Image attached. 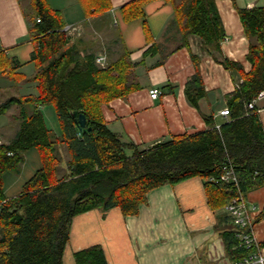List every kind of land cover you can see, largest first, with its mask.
Here are the masks:
<instances>
[{
    "label": "trees",
    "instance_id": "obj_1",
    "mask_svg": "<svg viewBox=\"0 0 264 264\" xmlns=\"http://www.w3.org/2000/svg\"><path fill=\"white\" fill-rule=\"evenodd\" d=\"M170 1V0H169ZM147 0L124 4V22L144 18ZM216 0H181L174 3V15L164 31V44L153 43L133 62L126 51L102 66L83 38L68 36L59 10L46 0H30L25 14L29 35L34 40L30 63L33 75L25 81L36 93L11 97L0 105V116L11 106L18 130L8 144H0V264H63L73 219L93 209L118 208L123 216H135L147 195L164 185L200 178L208 206L223 208L230 200L264 187V133L255 109H249L264 93V8L237 9L249 41L245 73L238 63L225 60V70L238 73L241 82L226 97L228 121L218 124L205 116L206 130L193 135L174 136L168 141L139 149L108 127L102 106L126 99L139 89L136 69L162 65L165 43L187 44L190 36L201 39L202 49L219 51L224 30L215 6ZM86 18L104 14L110 0H79ZM155 59L150 65L148 60ZM193 61L196 58L192 56ZM0 57V74H15ZM198 69L187 81L185 96L197 107L204 96ZM52 106L58 132L46 125L43 108ZM73 112L82 113L86 127L80 130ZM90 129V130H88ZM37 150L40 167L27 180L19 195H4L5 173H19L24 154ZM64 151L67 157L64 155ZM231 166L237 182L219 181L223 166ZM214 178L217 182L210 179ZM264 218V209L259 220ZM228 252L235 261L251 250L239 247L235 232L227 236ZM79 264H106L97 246L76 255Z\"/></svg>",
    "mask_w": 264,
    "mask_h": 264
},
{
    "label": "crops",
    "instance_id": "obj_2",
    "mask_svg": "<svg viewBox=\"0 0 264 264\" xmlns=\"http://www.w3.org/2000/svg\"><path fill=\"white\" fill-rule=\"evenodd\" d=\"M131 1L110 0L106 13L86 18L79 0H46L49 8L62 13L66 25L75 26L77 37L90 34L95 36L94 44H98L102 42L100 37L107 39L102 32L112 35L101 43L104 56L96 57H103L104 63L109 56V60L115 61L123 51L138 62L153 43L164 44V31L174 15V3L181 0H147L144 18L124 22L120 9ZM29 3L30 0H0V57L17 67L15 73L33 65L30 60L35 42L29 35L23 9V4L29 8ZM215 6L224 30L219 51L205 52L197 36H190L186 45L165 43L162 65L136 69L139 89L126 99H115L102 106L108 127L123 140L147 149L174 136L205 131V116L212 115L217 126L229 120L219 113L227 109L226 97L237 88L241 77L225 70L223 62L238 63L245 73L251 68L246 60L249 41L237 9L264 8V0H216ZM154 60H148L147 65ZM197 69L205 94L193 107L186 99L185 86ZM14 85L5 74H0V97L3 89H13ZM151 89L160 92L156 100L149 96ZM27 92L30 93L12 90L6 98L31 94ZM255 111L264 133V97L255 102ZM15 114L16 107L11 106L0 116L1 144L10 143L18 130V122L12 118ZM39 167L38 152L27 151L19 173L3 176L5 197L19 195L23 184ZM25 169L27 177L22 178ZM243 200L252 211L254 236L264 254V218L259 220L264 209V187L246 193ZM224 207L212 210L203 180L193 178L150 192L135 216H123L118 208L90 210L73 219L63 264H79L77 253L95 246L101 249L106 264H232L235 260L228 252L227 236L231 232L236 234L237 229Z\"/></svg>",
    "mask_w": 264,
    "mask_h": 264
},
{
    "label": "built area",
    "instance_id": "obj_3",
    "mask_svg": "<svg viewBox=\"0 0 264 264\" xmlns=\"http://www.w3.org/2000/svg\"><path fill=\"white\" fill-rule=\"evenodd\" d=\"M64 32H76V28L73 25L65 27ZM97 64L104 63L103 57L96 58ZM160 95L158 89L149 90V96L151 99L156 100ZM264 97V93L258 94V96L248 104L249 109H255V102L258 99ZM221 116L227 117L229 115L228 109H224L219 113ZM218 129L219 126L216 125ZM213 182H217L214 178L210 179ZM219 181L224 184H235L237 182L236 175L231 166H223L222 171L219 176ZM1 209V206H0ZM226 213L229 215L232 224L237 229L235 237L238 241V246L251 250L250 254L242 259L241 261H233L232 264H264V254L261 251V248L258 245V242L254 236V220L252 211L250 208H247L243 197L239 196L230 200L224 207Z\"/></svg>",
    "mask_w": 264,
    "mask_h": 264
},
{
    "label": "rangeland",
    "instance_id": "obj_4",
    "mask_svg": "<svg viewBox=\"0 0 264 264\" xmlns=\"http://www.w3.org/2000/svg\"><path fill=\"white\" fill-rule=\"evenodd\" d=\"M23 9L25 10V12L27 14H30L29 8H28V6L26 4H23ZM67 26H70V25H66L65 27H67ZM65 27L63 29H65ZM66 34L68 36H70L71 38H73V39H75L77 37L76 34H75V32H67ZM101 34L106 35L107 39H109L110 37L112 38V35H110V33L107 32V31H104ZM78 37L79 38H83L87 42H90V41L94 40V37L95 36H92L90 34L89 35H86L85 34V35H81V36H78ZM100 38L102 39V42L106 43V40L107 39H105V37L104 38L100 37ZM101 43L98 42V44H94V45L90 46L91 50L94 51L95 57H97L99 55L104 56V50L105 49L103 50V48L101 46ZM105 54L109 55L108 52H106V51H105ZM109 58H110V56H109ZM109 58L106 59V62L109 60ZM111 58H112V56H111ZM98 65L99 66H102V64H98ZM32 72H34V66L33 65H31L27 69H24V71H22V73H15V74L10 73V74H6L5 76L9 80L13 81L15 83V85H14L13 89L12 88H8V87H6L5 89H3V96L0 97V103L3 102V99H6L7 100L8 97L6 95L9 94V93H11L12 90L14 92L20 93V94L21 93L22 94L23 93H30V92H27V91H31V94H35L36 91H35V88L33 87V85H30V84L26 83V81H25L27 78H29L28 76H30V73H32ZM22 81H23V83H22ZM43 114H44V117H45V121H46L47 127L53 129L55 132H58V123H57V119H56V115H55V112L53 110V107L50 106V105L44 107L43 108ZM64 155H65V157H67V154H66L65 151H64ZM30 163H31V160L29 161V164ZM27 172H28V169H25L23 171L21 177L22 178L27 177ZM9 174H13V173H9Z\"/></svg>",
    "mask_w": 264,
    "mask_h": 264
},
{
    "label": "water",
    "instance_id": "obj_5",
    "mask_svg": "<svg viewBox=\"0 0 264 264\" xmlns=\"http://www.w3.org/2000/svg\"><path fill=\"white\" fill-rule=\"evenodd\" d=\"M72 116L75 118V123L80 130L86 127L85 115H83L82 113L73 112Z\"/></svg>",
    "mask_w": 264,
    "mask_h": 264
}]
</instances>
